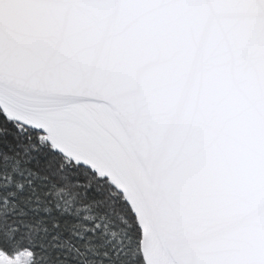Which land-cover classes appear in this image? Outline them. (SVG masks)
I'll return each mask as SVG.
<instances>
[{"label":"snow or ice","instance_id":"snow-or-ice-1","mask_svg":"<svg viewBox=\"0 0 264 264\" xmlns=\"http://www.w3.org/2000/svg\"><path fill=\"white\" fill-rule=\"evenodd\" d=\"M0 264H264V0H0Z\"/></svg>","mask_w":264,"mask_h":264}]
</instances>
